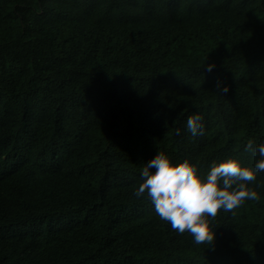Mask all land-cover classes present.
Segmentation results:
<instances>
[{
	"label": "trees",
	"instance_id": "16d2710c",
	"mask_svg": "<svg viewBox=\"0 0 264 264\" xmlns=\"http://www.w3.org/2000/svg\"><path fill=\"white\" fill-rule=\"evenodd\" d=\"M249 139L264 0H0V264H264V172L213 242L133 196L157 151L207 170Z\"/></svg>",
	"mask_w": 264,
	"mask_h": 264
},
{
	"label": "clouds",
	"instance_id": "9594fccd",
	"mask_svg": "<svg viewBox=\"0 0 264 264\" xmlns=\"http://www.w3.org/2000/svg\"><path fill=\"white\" fill-rule=\"evenodd\" d=\"M213 67L209 63L206 70ZM214 89L224 94L228 85L218 81ZM185 129L192 136L203 135V114L189 115ZM245 151L255 158L248 164L239 156L228 157L212 161L207 170L187 158L173 163L168 154L157 151L140 169L142 182L133 196H146L161 220L178 233H190L194 243L213 242L217 227L213 221L219 210L231 212L246 200L258 199L259 184L254 187L253 182L264 172V141L249 139Z\"/></svg>",
	"mask_w": 264,
	"mask_h": 264
}]
</instances>
